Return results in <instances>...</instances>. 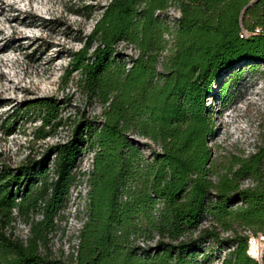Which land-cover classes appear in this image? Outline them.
Segmentation results:
<instances>
[{"label":"trees","instance_id":"trees-1","mask_svg":"<svg viewBox=\"0 0 264 264\" xmlns=\"http://www.w3.org/2000/svg\"><path fill=\"white\" fill-rule=\"evenodd\" d=\"M252 1H108L88 37L96 48L88 57L87 46L73 63L86 93L107 105L103 121L79 122L72 139L51 150V178L47 157L0 172V264H208L209 246L230 249L222 264H259L247 255L246 231L264 234V146L220 167L208 145L213 127L204 105L217 77L227 72L237 83L240 67L264 64V0L248 7ZM172 7L180 16L171 27L166 12ZM165 35L172 45L160 81L156 65L167 49ZM121 42L138 52L130 69L116 59ZM31 108L41 122L37 140L52 136L45 128L62 127L52 101ZM130 132L160 151L145 159ZM86 148L94 157L83 174L85 221L68 260L52 258L41 247L66 206ZM246 181L251 186L242 188ZM13 210L41 214L25 242L3 233ZM206 218L208 226L194 237ZM222 232L231 235L222 238Z\"/></svg>","mask_w":264,"mask_h":264},{"label":"rangeland","instance_id":"rangeland-1","mask_svg":"<svg viewBox=\"0 0 264 264\" xmlns=\"http://www.w3.org/2000/svg\"><path fill=\"white\" fill-rule=\"evenodd\" d=\"M15 1L18 0L0 3L6 9L2 17L4 24L0 26V48L6 46L0 51V172H13L29 161L37 163L47 157L46 166L51 178L54 167L51 150L69 142L79 122L103 121L107 105L102 106L86 93L81 74L73 63L75 54L87 48L88 37L109 0H34L13 7ZM28 13L37 15V28L18 25L17 19L32 22ZM166 15L171 27L172 21L180 16L174 7L168 9ZM16 26L18 34L13 31ZM164 38L168 45L156 65L159 80L166 74L163 62L172 45V36L165 35ZM96 46V43L88 46V57ZM137 55V50L128 44L121 42L116 47V59L124 64L125 69L131 68ZM240 70L239 82L230 81L229 74L225 72L214 80L204 98L213 127L208 145L220 167L233 157L246 158L259 146H264V64L255 70L246 67H240ZM41 100L52 101L58 106V118L63 124L57 130L45 128L52 136L37 140L36 132L41 122L37 111L31 107ZM127 136L136 143L145 159H150L151 152L160 151L158 145L134 132ZM93 157L94 152L87 148L80 155L66 206L54 220V228L48 232L45 247H41V251L52 258L66 261L76 250L77 232L85 221L88 191L87 177L83 174L90 169ZM248 186H251L250 181L242 184V188ZM13 189H19L18 195H21L23 186ZM41 219L40 213L22 215L13 210L10 225L4 228L3 233L10 239L25 242L31 236L32 225ZM208 222L206 218L193 236L208 226ZM246 234L251 232L246 231ZM230 235L221 233L222 238ZM136 245L143 244L136 242ZM229 251H216L209 246L204 257H209L208 264H222ZM204 257L199 254L197 260Z\"/></svg>","mask_w":264,"mask_h":264},{"label":"built area","instance_id":"built-area-1","mask_svg":"<svg viewBox=\"0 0 264 264\" xmlns=\"http://www.w3.org/2000/svg\"><path fill=\"white\" fill-rule=\"evenodd\" d=\"M255 33H259V30H256ZM241 35L247 37L249 36V33L243 31ZM247 255L261 264L264 257V234L251 233L248 235Z\"/></svg>","mask_w":264,"mask_h":264},{"label":"bare ground","instance_id":"bare-ground-1","mask_svg":"<svg viewBox=\"0 0 264 264\" xmlns=\"http://www.w3.org/2000/svg\"><path fill=\"white\" fill-rule=\"evenodd\" d=\"M3 0H0V3L2 2ZM32 1L34 0H18V1H15L13 7H15L16 5H20L21 3L23 4L24 2H28V3H32ZM32 8V7H31ZM5 12H6V9L2 6H0V26L2 24H4V21L2 19V17L5 15ZM28 16V19L32 18V22H27L26 20L25 21H20L19 19H17V23L19 26H24L26 28H37L38 25H39V19L37 17V15L33 14V13H28L27 14ZM13 31H14V34H18V26H16L15 28H13ZM5 45L3 47L0 48V51L5 49Z\"/></svg>","mask_w":264,"mask_h":264},{"label":"water","instance_id":"water-1","mask_svg":"<svg viewBox=\"0 0 264 264\" xmlns=\"http://www.w3.org/2000/svg\"><path fill=\"white\" fill-rule=\"evenodd\" d=\"M255 2H256V0L252 1V2L248 5V7L251 6L252 4H254Z\"/></svg>","mask_w":264,"mask_h":264}]
</instances>
